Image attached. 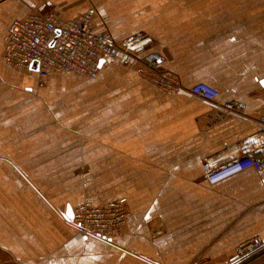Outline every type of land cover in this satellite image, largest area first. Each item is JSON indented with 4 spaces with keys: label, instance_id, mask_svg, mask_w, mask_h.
I'll list each match as a JSON object with an SVG mask.
<instances>
[{
    "label": "crops",
    "instance_id": "1",
    "mask_svg": "<svg viewBox=\"0 0 264 264\" xmlns=\"http://www.w3.org/2000/svg\"><path fill=\"white\" fill-rule=\"evenodd\" d=\"M42 2L62 16L95 4L116 38L149 36L184 86L219 95L166 92L121 56L95 77L43 80L0 57V264H238L239 244L264 240V170L210 185L202 160L259 127L264 0H0V55L8 24ZM229 99L241 110L216 118ZM115 198L131 210L125 227L76 237L67 207Z\"/></svg>",
    "mask_w": 264,
    "mask_h": 264
},
{
    "label": "built area",
    "instance_id": "2",
    "mask_svg": "<svg viewBox=\"0 0 264 264\" xmlns=\"http://www.w3.org/2000/svg\"><path fill=\"white\" fill-rule=\"evenodd\" d=\"M150 37L137 34L116 38L97 22V9L91 3L74 16H62L40 3L28 14L13 19L7 27L1 59L16 68L30 69L36 61L40 80L52 72H67L95 77L101 69L110 68L121 56V62H136L138 72L150 83L166 92L187 89L202 98L213 100L219 90L206 82L184 86L173 71L161 63L165 55L157 50H147ZM242 103L236 99L225 100L215 111L221 118L230 111H239ZM259 127L245 135L226 153L205 156L202 170L205 181L212 185L244 169L264 170V105L258 112ZM264 182V175L261 177ZM64 218L74 228L78 238L111 239L119 233L131 217V210L121 198L102 205L84 200L71 207V216ZM238 264L252 255L264 252V240L253 237L236 249Z\"/></svg>",
    "mask_w": 264,
    "mask_h": 264
},
{
    "label": "water",
    "instance_id": "3",
    "mask_svg": "<svg viewBox=\"0 0 264 264\" xmlns=\"http://www.w3.org/2000/svg\"><path fill=\"white\" fill-rule=\"evenodd\" d=\"M31 68H37V63H36V61H33L32 63H31ZM262 83L264 84V78H263V80H262ZM66 215L68 216V217H70L71 216V207L70 206H68L67 207V209H66Z\"/></svg>",
    "mask_w": 264,
    "mask_h": 264
},
{
    "label": "rangeland",
    "instance_id": "4",
    "mask_svg": "<svg viewBox=\"0 0 264 264\" xmlns=\"http://www.w3.org/2000/svg\"><path fill=\"white\" fill-rule=\"evenodd\" d=\"M20 69H22V68H20ZM227 264H230V263H227Z\"/></svg>",
    "mask_w": 264,
    "mask_h": 264
}]
</instances>
